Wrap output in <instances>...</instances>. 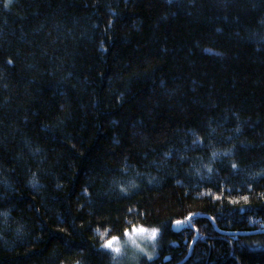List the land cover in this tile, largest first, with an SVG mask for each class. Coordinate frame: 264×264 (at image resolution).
Returning <instances> with one entry per match:
<instances>
[{"label":"trees","instance_id":"obj_1","mask_svg":"<svg viewBox=\"0 0 264 264\" xmlns=\"http://www.w3.org/2000/svg\"><path fill=\"white\" fill-rule=\"evenodd\" d=\"M134 228L140 264H264V0H0V264Z\"/></svg>","mask_w":264,"mask_h":264},{"label":"rangeland","instance_id":"obj_2","mask_svg":"<svg viewBox=\"0 0 264 264\" xmlns=\"http://www.w3.org/2000/svg\"><path fill=\"white\" fill-rule=\"evenodd\" d=\"M139 229L140 228H134L131 231H129L127 233V236L125 235L123 239H118L117 242L121 245V254L119 255L118 260L115 264H140L144 258H148L147 255L140 252L138 249L135 248V246L131 245L130 243H126L128 236H131L132 238L136 239L137 243L141 247H147L149 252L153 250V246L155 247V250H156L155 242H156L157 237L155 241H150L147 239L141 240L140 237L136 235V233H139ZM145 230L146 232L144 233V235H146L148 231H151L148 229H145ZM117 242H114L113 247L115 246ZM155 254H156V251H155ZM155 254L152 256V258L155 256Z\"/></svg>","mask_w":264,"mask_h":264},{"label":"clouds","instance_id":"obj_3","mask_svg":"<svg viewBox=\"0 0 264 264\" xmlns=\"http://www.w3.org/2000/svg\"><path fill=\"white\" fill-rule=\"evenodd\" d=\"M152 230H156L157 234H158V229L153 228ZM107 231L108 230H105L104 234H106ZM150 232L151 231H148L146 235H144L145 232L144 233L139 232V233H136V235H138L141 240L147 239V240H150V241H155L156 238L155 239L151 238ZM102 236H103V234H102ZM126 236H127V233H126ZM156 237H157V235H156ZM109 240H113L114 242H117L118 241V237L113 236ZM109 240H107V241H109ZM126 243H130L131 245L135 246L136 249H138L140 252H142L145 255H147L149 259H151L152 256L155 254V247L154 246H153V250L151 252H149L147 247H141L137 243L136 239L132 238L131 236L127 237ZM110 248H112V251H113V257L112 258H113V261H115L116 257L121 254V245L117 242L114 247L112 245V247H110Z\"/></svg>","mask_w":264,"mask_h":264},{"label":"snow or ice","instance_id":"obj_4","mask_svg":"<svg viewBox=\"0 0 264 264\" xmlns=\"http://www.w3.org/2000/svg\"><path fill=\"white\" fill-rule=\"evenodd\" d=\"M233 167H235V165H233ZM245 199H247V197H245ZM185 222H187V218H186V221H177L176 224H177V226H179V225H181V224H183ZM139 232L144 233V232H146V230L143 229V228H140ZM156 235H157V231L156 230H151V232H150L151 238L155 239ZM113 243H114L113 240L106 241L104 247H109L110 248V247H112Z\"/></svg>","mask_w":264,"mask_h":264},{"label":"water","instance_id":"obj_5","mask_svg":"<svg viewBox=\"0 0 264 264\" xmlns=\"http://www.w3.org/2000/svg\"><path fill=\"white\" fill-rule=\"evenodd\" d=\"M175 230H176V231L179 230V226H177V224L175 225Z\"/></svg>","mask_w":264,"mask_h":264}]
</instances>
